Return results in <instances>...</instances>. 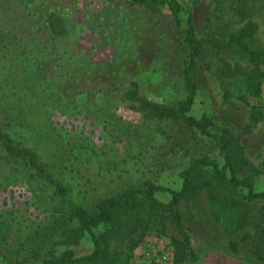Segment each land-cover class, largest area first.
<instances>
[{"label":"rangeland","instance_id":"374dc122","mask_svg":"<svg viewBox=\"0 0 264 264\" xmlns=\"http://www.w3.org/2000/svg\"><path fill=\"white\" fill-rule=\"evenodd\" d=\"M174 1L182 7L178 17L130 0H0V124L18 148L36 154L44 175L62 189L57 194L0 148V264H39L59 255L65 232L76 226L68 220L75 207L93 212L98 201L147 183L177 191L194 161L224 165L215 139L183 122L151 117L125 95L136 84L140 97L151 102L177 106L186 98L189 14L200 37L224 39L253 22L255 44L264 47V0H249L246 18L231 11L233 0ZM250 67L236 49L204 50L189 115L207 116L211 134L226 128L240 135L250 107H264V82L260 97L247 104L240 100L239 79L221 73ZM239 152L248 163L239 178L264 192V118L242 136ZM220 190L246 205L252 224L229 236L227 214L210 206L206 190L199 191L179 205L195 255L181 264H264L250 252L254 224L264 226V200L248 202L245 189ZM156 198L167 203L170 195L159 192ZM165 225V235L143 238L130 264H173L171 238L180 234L171 222ZM230 240L238 244L236 253ZM92 249L86 234L73 247L76 256Z\"/></svg>","mask_w":264,"mask_h":264},{"label":"trees","instance_id":"16d2710c","mask_svg":"<svg viewBox=\"0 0 264 264\" xmlns=\"http://www.w3.org/2000/svg\"><path fill=\"white\" fill-rule=\"evenodd\" d=\"M130 1L153 10L161 7L168 8L175 17H178L182 11L180 4L174 0ZM251 8L249 0H233L231 3V11L239 18L248 17ZM261 12H264V4L261 5ZM256 32L257 25L247 22L237 32L226 35L224 39H220L218 35L200 37L195 32L193 18L189 14L186 19L184 39L189 51L183 71L186 98L177 106L151 102L140 97L136 84H133L134 88L125 95L127 100L137 104L140 111L147 112L151 117L183 122L189 127L196 128L201 134L215 139L223 154L224 165L219 167L216 162L209 160L194 161L185 170L182 187L177 191L147 183L131 188L117 197L98 201L93 212L81 206L75 207L68 216V220L75 221L76 226L70 233L65 232L63 241L65 249L59 255L50 254L43 257L39 264H130L129 260L133 251L144 237L151 233L165 235L167 221L171 222L180 234L179 239L171 238V244L174 248L173 264H181L195 255L179 213V205L182 201L194 198L201 190H206L211 207L227 214L228 222L225 228L229 236L252 224L246 205L226 196L220 189H245L247 191L245 199L248 202L264 200V192H255L251 180L240 179L238 176L242 166L248 165L239 152V141L263 120L264 107L257 105L250 107L249 123L244 126L238 136L226 128L220 129L219 134H211L212 121L205 115L195 118L189 115V111L198 91L195 79L197 58L206 49L238 50L248 59L251 67L248 70L233 68L222 71L221 74L239 79L240 100L244 103L248 104L250 98L260 97L264 82V47L255 44ZM224 96L226 99L230 98L228 90L225 91ZM0 148L7 159L23 161L28 168L35 171V176L44 177L48 183L52 184L54 192L57 194L62 192L61 186L51 176L44 175L45 171L37 165L36 154L29 149L18 148L13 139L3 131L1 124ZM203 173L208 176L197 181ZM159 192L169 194L170 200L167 203L159 201L156 198V193ZM56 215L59 216V213ZM254 226L257 229L251 240L250 252L256 260L264 262V226L258 227V224ZM97 229L102 230L96 232ZM85 234L90 237L93 249L87 255L76 256L73 247L79 244ZM237 245L236 241L230 240L229 250L236 253Z\"/></svg>","mask_w":264,"mask_h":264}]
</instances>
